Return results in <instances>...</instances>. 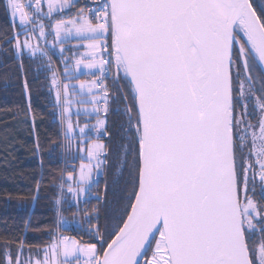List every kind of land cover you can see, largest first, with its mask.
Listing matches in <instances>:
<instances>
[{"label":"snow or ice","instance_id":"1","mask_svg":"<svg viewBox=\"0 0 264 264\" xmlns=\"http://www.w3.org/2000/svg\"><path fill=\"white\" fill-rule=\"evenodd\" d=\"M3 9L0 52L22 74L31 152L43 168L26 60L44 76L65 168L54 226L39 244L0 238V264H264V0Z\"/></svg>","mask_w":264,"mask_h":264},{"label":"trees","instance_id":"2","mask_svg":"<svg viewBox=\"0 0 264 264\" xmlns=\"http://www.w3.org/2000/svg\"><path fill=\"white\" fill-rule=\"evenodd\" d=\"M7 26L3 0H0V29ZM34 68L35 65L25 61L24 73L29 81L32 110L37 116L36 131L44 144L41 153L43 168L39 157L31 152L34 137L30 134V121L24 119L27 101L21 71L13 57L0 52V149L4 148L7 138L11 153L6 164L0 152V238L24 239L28 243L39 244L45 238V233L54 226L59 171L65 168V164L60 149L51 151L54 143H59L61 139L58 121L50 107L49 94L43 87L44 76L34 78ZM120 123L119 115H110L108 127L112 138L106 143L112 148L120 139ZM42 170L46 179L42 181L41 191L37 195L35 180L40 178ZM52 173L56 174V181L52 180ZM103 185L101 179V192ZM34 195L37 196L35 200L32 199ZM68 195L70 198L71 194ZM70 207L74 210V205ZM65 216L71 219V212L65 211ZM68 234L75 233L69 229Z\"/></svg>","mask_w":264,"mask_h":264}]
</instances>
